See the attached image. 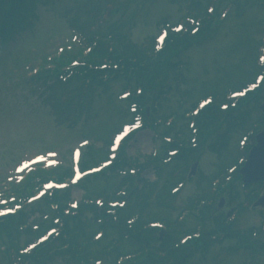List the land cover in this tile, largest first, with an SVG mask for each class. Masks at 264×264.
<instances>
[{
    "label": "rangeland",
    "instance_id": "rangeland-1",
    "mask_svg": "<svg viewBox=\"0 0 264 264\" xmlns=\"http://www.w3.org/2000/svg\"><path fill=\"white\" fill-rule=\"evenodd\" d=\"M95 2H97V0H54L52 3L49 2L46 6H41L39 8L40 20L39 23L35 25L34 30L26 32L25 34L22 33L17 44L13 45L10 43L5 49V52L8 53L9 56L14 55L16 57L15 64H20V60H23L25 54L28 53L33 46L43 45V42L50 37L69 34L66 31V29H68V22L65 20V13L67 11H71L76 5H82L84 3L95 4ZM168 3L169 7H167L162 13L163 17L168 18L174 16L176 17L175 19L182 17L184 10L182 11L177 6L172 5L170 0H154L143 12H138L135 20L128 25V30L126 32L128 40L140 45L143 40L155 35L158 29L157 24L151 22V25L149 26V21L152 19V14L159 9L160 6H168ZM128 7L127 10L125 9V13L129 14L134 11V7ZM161 10L162 9H160L157 14L153 15L158 22L163 18L159 15ZM260 13L259 6H257L256 9L247 10L246 14L250 15L249 18H242L244 21L253 18L254 20L259 18L261 21L264 17L260 18ZM233 14L234 12L231 16ZM117 18L122 20L120 17ZM237 18L232 19L229 17L221 27L215 29V38L212 40H206L201 46H199L200 48L195 46L191 47V50L186 57V59H188V67L184 70L182 69L185 74L184 82L181 85L182 92L189 91L195 85L194 91H197L201 96L204 92L202 89L211 93H214V90L216 89L218 90L217 92L222 93L227 90L230 83L231 86H234L237 83V79L234 77L240 73L239 61L244 59L243 61H245L246 65H248L249 62V66L252 64L255 46H258L259 39L264 36V26L260 23V27L257 29V26L253 23L251 30L242 32L244 25L240 24L241 20H238ZM11 64H13V61L10 62L8 60L4 64L0 63V68H7L11 66ZM168 77L172 88H176V81H173V73H170ZM4 78L7 79L6 76H4ZM3 82L5 81L0 78V144L8 142L14 146L23 145L19 142L18 138H13L12 135H14V132H25V136H23L21 140L26 141V144L30 145L26 146V148L38 147L41 151L47 149L59 150L67 155L68 151L75 144L85 138L82 137L80 132L81 130H85L82 128V124L84 126L88 125L87 130L95 137L101 136V134L106 132L104 121L109 117L113 116L112 120L115 121V116H117L118 121L116 122V125L119 127L121 124L119 117L121 109L124 108V106L118 104L114 98H110L97 102L86 112L84 119L79 122V125L74 130V132H76L75 135L66 133L65 130H56L54 129V119L50 114L49 109L44 108L38 103L33 105L31 99L26 101L24 96H28L27 92H22L21 90L15 92V89H12V91L9 90L10 93H5L1 89V83ZM114 90H117V88H114ZM261 95H264V91H262ZM194 96L196 98V93H194ZM178 99H180L178 93L175 92L173 99H171L168 104L175 107V105H178ZM190 101H193V99ZM3 110H6V112H3ZM160 112H162V110ZM259 116L260 115L256 110L251 109V122L257 121L256 119H258ZM26 128L27 130H25ZM246 130L247 129L241 128V126L233 130V138L236 143L241 136L245 134ZM29 132L31 134H29ZM1 139L3 142H1ZM155 139V134L152 131H145L141 135H138V137L131 141L127 147L128 155L134 157L139 154L141 158H145L155 147ZM31 143L36 146H31ZM145 145H147L146 149L144 147ZM6 146L7 144L4 145V148L0 149V168L15 161L18 154H20L19 152L26 149L22 147L23 149L14 151L13 147L7 152L8 146ZM202 152L199 169L202 167L203 171L208 174L210 167L218 161V158L216 154H212V152L208 150V144L204 146ZM144 177L154 180V171L151 169L146 170ZM196 185H198L197 180L186 184L184 190L179 194L177 200L170 207L169 211L160 213L161 218L172 214L171 220H174V216L176 215L173 214V209L180 210L186 207V204L190 202L191 198L194 197L195 191H197ZM72 193L73 198L76 200L82 198L83 193L81 190H73ZM263 211L264 210L259 208H256L255 211H246L240 216V220L234 225V228L243 229L245 231L252 226H259L262 218L261 213ZM231 247L232 245L227 244L223 249L216 248L212 250V255L211 257H208V261L211 259L218 262L222 258L228 257V264H237L246 262L247 258L250 262H255L254 264H264L263 260H256L258 256L255 257V259L249 258L247 250H236L230 255L225 249ZM259 257L261 258L262 256ZM200 260V257H196L192 263L204 264L201 263ZM56 264H59V261H57Z\"/></svg>",
    "mask_w": 264,
    "mask_h": 264
},
{
    "label": "trees",
    "instance_id": "trees-1",
    "mask_svg": "<svg viewBox=\"0 0 264 264\" xmlns=\"http://www.w3.org/2000/svg\"><path fill=\"white\" fill-rule=\"evenodd\" d=\"M10 2L9 6L7 7V4ZM26 5V1L25 0H0V18L6 22L7 20H9L10 17H13L15 15H20L22 14V9L24 8V6ZM196 6V5H195ZM201 6H203V4L199 3L198 6H196L197 8H200ZM174 47L176 48H180L181 45H175ZM159 64H161V67L165 65V67H167L169 65L168 60H166L165 62H159ZM153 63H149L148 67L149 70L152 69ZM152 72V71H151ZM162 94L163 91H156V94H154L153 96V100L157 99V94ZM212 114V112H208V114H206V118L208 119V117ZM194 155V152H190L188 154L189 158H192V156ZM195 156V155H194ZM182 163V161H177L176 165L174 166V169L178 168V166ZM125 182V180H124ZM124 182L121 184L123 185ZM171 182V181H169ZM120 185V186H121ZM146 186H148L146 184ZM142 187L141 189H137L135 192L132 193V195L129 198V204L126 206V208L124 210H122L120 212V215L123 216V220L121 221L122 224H114L112 218L108 215H106L107 213H105L103 210H99L97 209V207H95L93 205V207H85L82 206V210L79 216H77V218L72 219V221L70 222V226H72V229L76 226L79 225V227H82L84 224L87 225V215L91 214V216L93 217V221L96 218H101V217H105L107 219V221L105 222V226L108 227V232H107V237L105 239V245H109L111 243L112 240L118 238V236L121 238L122 241L123 240V231L126 230L127 231V227H126V223H124V221L126 220V218H129L131 215H133L136 211L137 207H142V209L144 210L148 204V201L145 203H141L139 201V193H143V189L146 187ZM150 190L152 193H156L157 192V185H149ZM163 191L164 189H160L157 192V196H156V200L163 202ZM94 192V190H93ZM145 199L147 200V198L145 197ZM150 214L147 215L146 218H142L140 219L139 224L136 227V230L140 229L139 227L143 224H146L149 220H150ZM15 220L12 219V221L10 223H8L7 226H0V231L2 232L3 235H9L12 232V226L14 225ZM95 232V231H94ZM94 232H84L82 231L81 233H79V239L77 242H75L76 245H79L80 242L87 240L90 238V235L94 234ZM129 232H131L129 230ZM156 231H148V232H141V234L138 237L137 242L133 243H127L122 249H120L119 251H117V254H124V255H128V253L133 254V253H138L139 251H143L145 248L149 249L151 248L152 250H162L165 248V246L167 245V239H165V243L166 244H158L156 245L154 243V237L156 236ZM14 234V233H13ZM173 238V237H172ZM134 241L136 239H133ZM177 240V238H173L172 241L175 242ZM74 243L71 244V247L68 250V254L69 256H71L72 258H78L80 256V253L78 251V247L75 245ZM196 245V244H195ZM145 247V248H144ZM206 247V245H205ZM50 249H46L43 250V255L44 256H48ZM186 250V249H185ZM183 250L181 251V257H190L192 253H189V249L188 250ZM116 254V256H117ZM88 257H92V255L89 254V252H85L84 255L82 257H79L80 260H85Z\"/></svg>",
    "mask_w": 264,
    "mask_h": 264
},
{
    "label": "water",
    "instance_id": "water-1",
    "mask_svg": "<svg viewBox=\"0 0 264 264\" xmlns=\"http://www.w3.org/2000/svg\"><path fill=\"white\" fill-rule=\"evenodd\" d=\"M261 142V151L264 152V135L261 136V139H259ZM263 160V157L260 158V162Z\"/></svg>",
    "mask_w": 264,
    "mask_h": 264
},
{
    "label": "snow or ice",
    "instance_id": "snow-or-ice-1",
    "mask_svg": "<svg viewBox=\"0 0 264 264\" xmlns=\"http://www.w3.org/2000/svg\"><path fill=\"white\" fill-rule=\"evenodd\" d=\"M207 102H208V101H205V103H207ZM201 106H203V105H201ZM78 155H79V153H77V156H78ZM23 167L26 168V167H27V164H24ZM77 179H79V175H77ZM73 207H75V205H73Z\"/></svg>",
    "mask_w": 264,
    "mask_h": 264
},
{
    "label": "bare ground",
    "instance_id": "bare-ground-1",
    "mask_svg": "<svg viewBox=\"0 0 264 264\" xmlns=\"http://www.w3.org/2000/svg\"><path fill=\"white\" fill-rule=\"evenodd\" d=\"M144 147H145V149H146V148H147V145H145Z\"/></svg>",
    "mask_w": 264,
    "mask_h": 264
}]
</instances>
